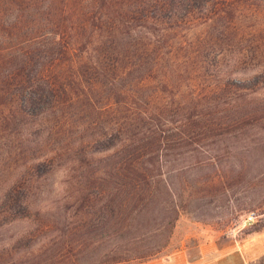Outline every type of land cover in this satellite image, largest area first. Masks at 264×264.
<instances>
[{"label": "trees", "instance_id": "1", "mask_svg": "<svg viewBox=\"0 0 264 264\" xmlns=\"http://www.w3.org/2000/svg\"><path fill=\"white\" fill-rule=\"evenodd\" d=\"M263 11L264 0H0V210L32 217L16 239L35 242L0 257L133 264L169 244L183 212L232 220L261 207L264 90L226 75L220 55Z\"/></svg>", "mask_w": 264, "mask_h": 264}, {"label": "rangeland", "instance_id": "2", "mask_svg": "<svg viewBox=\"0 0 264 264\" xmlns=\"http://www.w3.org/2000/svg\"><path fill=\"white\" fill-rule=\"evenodd\" d=\"M262 13L240 22L244 32L255 27L259 29L254 30V35L246 34V40L234 43L233 47H229L232 51L227 49L220 57L226 75L264 90V11ZM245 47L246 51L243 50ZM246 77L250 79H244ZM3 180L0 177V191ZM256 197L264 201L263 188H258ZM2 211L0 252L7 245L19 247L29 241L28 244L33 243V237L20 243L16 239L24 229L32 231V217L15 218L14 214H9L11 212ZM211 213L210 216L196 212L181 213L169 244L156 257L133 264H249L264 255V204L239 212L232 220L230 215L217 218L215 210ZM250 214L252 218H249ZM5 257H0V264L12 261Z\"/></svg>", "mask_w": 264, "mask_h": 264}, {"label": "built area", "instance_id": "3", "mask_svg": "<svg viewBox=\"0 0 264 264\" xmlns=\"http://www.w3.org/2000/svg\"><path fill=\"white\" fill-rule=\"evenodd\" d=\"M252 216H253V215H252V214H250V215H249V218H252Z\"/></svg>", "mask_w": 264, "mask_h": 264}]
</instances>
